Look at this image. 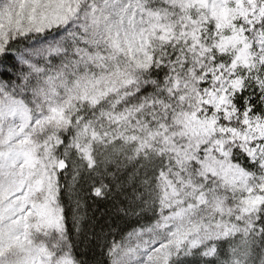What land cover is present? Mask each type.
Returning a JSON list of instances; mask_svg holds the SVG:
<instances>
[{
  "label": "snow or ice",
  "instance_id": "obj_1",
  "mask_svg": "<svg viewBox=\"0 0 264 264\" xmlns=\"http://www.w3.org/2000/svg\"><path fill=\"white\" fill-rule=\"evenodd\" d=\"M0 264H264V0H0Z\"/></svg>",
  "mask_w": 264,
  "mask_h": 264
}]
</instances>
